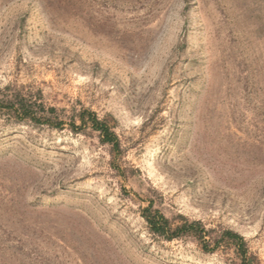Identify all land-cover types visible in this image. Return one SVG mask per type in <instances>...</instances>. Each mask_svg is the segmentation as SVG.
<instances>
[{"label": "rangeland", "instance_id": "obj_1", "mask_svg": "<svg viewBox=\"0 0 264 264\" xmlns=\"http://www.w3.org/2000/svg\"><path fill=\"white\" fill-rule=\"evenodd\" d=\"M10 83L107 118L127 172L93 132L0 119V264L234 260L153 237L134 194L264 264V0H0Z\"/></svg>", "mask_w": 264, "mask_h": 264}, {"label": "trees", "instance_id": "obj_2", "mask_svg": "<svg viewBox=\"0 0 264 264\" xmlns=\"http://www.w3.org/2000/svg\"><path fill=\"white\" fill-rule=\"evenodd\" d=\"M0 119L11 124L46 127L57 131L67 129L75 135L93 132L99 143L109 148L112 170L118 176L126 178L127 170L118 163L122 154L121 143L112 125L107 118L100 119L90 109L81 107L67 111L65 108L49 105L40 89L10 83L0 87ZM134 196L141 202L139 215L153 237L166 242L190 239L196 242L203 253L230 251L236 261L235 263L231 259V264H260L244 237L234 230L206 228L201 221L189 220L180 214L168 218L153 199H139L137 194Z\"/></svg>", "mask_w": 264, "mask_h": 264}]
</instances>
